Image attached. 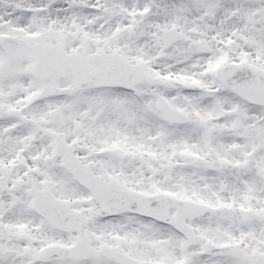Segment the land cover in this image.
Instances as JSON below:
<instances>
[{"label":"snow or ice","instance_id":"obj_1","mask_svg":"<svg viewBox=\"0 0 264 264\" xmlns=\"http://www.w3.org/2000/svg\"><path fill=\"white\" fill-rule=\"evenodd\" d=\"M0 264H264V0H0Z\"/></svg>","mask_w":264,"mask_h":264}]
</instances>
